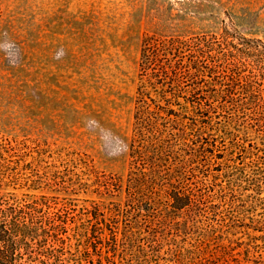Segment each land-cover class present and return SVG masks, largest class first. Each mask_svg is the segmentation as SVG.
<instances>
[{
	"label": "rangeland",
	"instance_id": "374dc122",
	"mask_svg": "<svg viewBox=\"0 0 264 264\" xmlns=\"http://www.w3.org/2000/svg\"><path fill=\"white\" fill-rule=\"evenodd\" d=\"M213 37L259 66L264 0H0V205L52 215L63 264H264V93L197 50ZM155 39L183 42L170 76L142 68ZM142 86L173 170L147 186ZM177 182L200 203L173 207Z\"/></svg>",
	"mask_w": 264,
	"mask_h": 264
},
{
	"label": "trees",
	"instance_id": "16d2710c",
	"mask_svg": "<svg viewBox=\"0 0 264 264\" xmlns=\"http://www.w3.org/2000/svg\"><path fill=\"white\" fill-rule=\"evenodd\" d=\"M182 43L175 39L146 41L143 46L142 68L145 71L154 68L155 61L160 60V76H170L167 55L180 57ZM225 45L227 44L222 40L213 37V40L208 41L207 44L198 43L199 47L196 48H199L197 50L201 53H205L203 47H206V54L209 56H211V49H218L219 54L223 56L220 61L231 70L243 65L248 72L244 80L251 85V90L259 94L264 93V76L261 78V74L264 73V62L256 66L236 59L233 54H229L228 46L225 47ZM200 56L202 57V54ZM198 63L204 66L203 63L206 62L202 59L198 60ZM178 70V68L170 70L172 75L168 78L172 82L179 76ZM237 76L241 79L240 74ZM145 104V93L142 86L139 89L135 133L131 143V171L133 174H141L144 178L143 185L147 186L154 171L173 170H170L172 167H163L164 163L161 161L170 157V149L164 151L159 147L163 145L165 139L163 135L158 134L157 130L150 129L149 111ZM169 134L172 135L171 132ZM178 168L179 170L174 171H191L182 165ZM174 184L176 185L172 184L170 188L165 189L167 196L172 198L173 207L182 208L184 205L200 203L197 193L189 185L179 184V182ZM61 227L62 225L56 223L52 215L45 214L36 202L7 207L0 205V264H63L58 254L59 249L56 247L59 242L57 234Z\"/></svg>",
	"mask_w": 264,
	"mask_h": 264
}]
</instances>
